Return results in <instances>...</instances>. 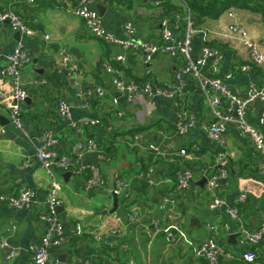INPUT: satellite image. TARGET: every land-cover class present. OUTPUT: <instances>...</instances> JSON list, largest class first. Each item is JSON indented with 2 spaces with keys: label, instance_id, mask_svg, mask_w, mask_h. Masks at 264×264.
<instances>
[{
  "label": "crops",
  "instance_id": "obj_1",
  "mask_svg": "<svg viewBox=\"0 0 264 264\" xmlns=\"http://www.w3.org/2000/svg\"><path fill=\"white\" fill-rule=\"evenodd\" d=\"M97 1L100 0L94 2ZM261 1L264 3V0ZM27 2V5L21 7V17L29 23H35V35H21V39L16 40V30L8 23L0 24V195L15 193L18 189L17 180L21 178L32 190L33 198L30 205L22 208L13 207L6 200L0 201V239L5 238L8 246L18 251L16 256L8 258V249L0 246V264H33L30 247L41 245L47 224L40 220L38 213L45 206L51 177L35 156L36 137L44 128H52L65 153L71 152L76 140L75 132L70 129L71 122L58 114L57 103L61 98L72 106L73 121L79 122L85 118L100 120L99 125L102 127L95 134L97 141L118 128L127 131L144 124L152 127L136 132L142 134L143 142L137 145V150L126 147L128 154L121 160L118 152L109 161H104L103 167V160L96 155H85L79 160V164L87 169L72 173L69 181L62 176L63 172L55 169V177L61 184L63 209L60 216L67 240L62 246L49 249L51 264H76L78 258H86L92 262L96 259L103 260L106 264H118L131 258L136 264H208L205 259L194 256L193 246L212 233L210 224L217 227V240L226 250L224 257L229 258L237 252L241 247L238 243L232 244L229 241L230 234L237 233V223L231 219L226 208L211 206L207 185L201 186L198 182L219 170L217 155L225 153L229 177L221 180L222 187L218 194L228 204H233L242 192H247L248 198L251 197L257 205L252 209L241 210V216L250 229H256L264 221V155L254 151L250 155L251 142L240 134L235 123L229 127L223 144L210 139L207 127L213 121V114L205 90L191 76L183 75L182 81L176 78L184 64L182 58L158 54L146 66L140 52L123 50L91 35L82 18L73 12V0ZM95 3L92 6L95 7ZM102 3L107 6L102 19L108 30L121 35L124 23L130 20L134 22L139 37L154 42L161 41L163 17L170 18L176 32L181 34L189 10L185 6L186 2L181 0H167L161 4H155L152 0H135L129 9L127 5L112 7L108 3ZM167 3L184 6L186 9L180 13L164 14ZM231 10L233 16L229 15ZM192 17L198 27L209 31L206 36L202 33L195 36L194 58L201 54L206 43L219 48L224 55L218 67H213L208 61L203 67L207 74L223 79L238 94L246 92L251 84L262 85L264 64L259 68L241 70V66L249 61L248 50L241 40L226 37L224 33L231 24L237 23L264 50V7L248 9L232 6L220 16L205 18L203 21H200L198 15ZM46 34L50 35L49 40H46ZM19 42L29 51L32 63L22 69L24 85L31 98L30 101L25 100L21 108V115L29 129L28 135L11 122L8 104L12 99L13 81L4 72V56ZM60 46H66L72 60L79 65L80 72L77 76L80 84L84 87L102 85L106 90L100 101L93 100L88 109H82L75 98L72 81L75 74L62 65L58 53ZM37 53L38 62L34 63ZM120 54L126 57L122 63L114 58ZM107 62L119 63L123 66L127 80L138 83L143 81L146 68L149 67L157 84L180 88L178 98L154 97L146 105L128 104L125 96L113 85L112 76L105 71ZM230 73L233 76L228 78ZM208 91L213 93L212 90ZM116 97L119 103L114 105L113 99ZM185 104V110L194 117L195 125L186 134L177 135V110ZM145 106L148 108L144 109ZM113 108L115 111L122 109L125 115L117 117L111 111ZM262 110L263 104L257 100L249 106L247 113L249 120L264 133V122L260 121ZM122 142L118 143L119 149ZM149 144L158 145L163 153L151 151ZM187 147H191L188 155H181L180 150ZM142 159L149 163L145 170ZM240 160L249 166L243 177L232 173L239 168L233 162ZM169 163L176 167V176L191 164L195 178L188 190H177L172 179L166 177V172L162 170ZM92 164L101 165L103 183L87 189L84 182L88 176V167ZM151 168L155 184H149V188L140 196L137 190ZM120 170L130 178L125 179ZM119 178L128 182L121 193L124 199L120 202L118 199L117 211L105 214L103 211L111 210L114 203L106 201L100 204L98 199L107 194L113 196L112 188ZM162 189L165 190L164 195H160ZM170 196L175 201L173 208L166 202V198ZM133 209L141 211V219L137 222H129L127 217V213ZM192 218H197L198 221L192 224ZM154 220L159 221L158 227L153 226ZM76 222L83 226L84 232L81 234L76 232ZM173 225L181 228L193 244L190 245L182 237L173 238L168 235L165 229ZM226 226L230 227L232 233L227 232ZM116 229L120 230L119 235L114 233ZM98 235H101V241L96 239Z\"/></svg>",
  "mask_w": 264,
  "mask_h": 264
},
{
  "label": "built area",
  "instance_id": "obj_2",
  "mask_svg": "<svg viewBox=\"0 0 264 264\" xmlns=\"http://www.w3.org/2000/svg\"><path fill=\"white\" fill-rule=\"evenodd\" d=\"M31 3L37 0H29ZM95 0H73V12L82 18L87 31L107 42L108 44L121 47L123 50H134L140 52L143 56V63L147 66L158 54L168 55L174 58H182L184 64L176 78L182 81L183 75L191 76L197 85L205 90L206 99L213 114V121L208 125V135L210 139L219 144H223L226 139V133L229 127L235 123L240 131V134L249 138L251 145L256 153L264 155V133L262 130L254 125L248 118V108L255 101L259 100L263 104L260 121L264 122V81L262 85L251 84L246 92L238 94L233 91L231 87L221 78L207 74L203 67L211 62L212 66L218 67L222 62L224 55L219 48L213 47L208 43L204 44L201 54L194 58V39L198 33L206 36L208 30L200 28L196 25L191 13L186 16V22L181 34L177 33L175 27L172 25L170 18L164 17L161 20V41L154 42L147 38L138 36L137 28L132 21L124 23L122 34L108 30L103 23L102 16L98 10L92 6ZM155 4H161L166 0H152ZM186 2V0H181ZM229 15L233 16V11H229ZM13 30H19L21 35L33 36L37 33L31 26H29L11 7H6L0 10V24L7 23ZM226 37L231 39H238L243 42L248 50L249 61L242 65L241 70L247 71L253 67H259L264 64V50L261 49L260 43L252 39L247 30L237 23H233L228 27ZM46 40L50 39V35H45ZM58 53L61 58L62 65L66 67L69 72L75 74L72 77L74 84V95L78 100L82 109H88L93 100L102 98L106 90L102 85H92L84 87L79 83L78 74L80 72L79 65L72 60L70 51L66 46H60ZM117 62H124L126 57L120 54L114 57ZM6 76L13 81L11 90L12 99L8 104L10 110L11 122L15 127L21 129L28 135L29 129L26 122L21 115L22 103L25 102L29 96L22 77V69L31 63V56L27 48L22 42H19L16 47L4 56ZM32 64V63H31ZM105 71L112 76V83L115 88L125 96L128 104H144L151 102L154 97L178 98L180 88H172L169 84L159 85L155 82L152 71L149 67L146 68V79L141 83L127 80L123 66L119 63L107 62L104 66ZM233 75H227L231 78ZM45 82V80H43ZM208 90H212V94ZM114 105L119 103L116 97L113 99ZM186 104L177 110L175 133L177 135H184L187 131L195 125V119L187 110ZM145 106L144 109H147ZM57 111L60 117L71 122V127L74 128L76 140L74 141L71 152L64 153L60 151V140L55 131L50 128H44L36 137L35 156L41 163V166L50 175L51 181L49 186L48 197L43 209L38 213L41 221L47 224L45 233L42 237L41 245H32L30 247L32 252L33 264H51L49 249L51 247H60L66 240L65 227L61 219L59 206L61 205V184L55 177V169L60 172L71 171L72 173L85 171L87 168L79 164V160L85 155L94 154L103 161H109L106 157L97 140L90 136H83L85 134L84 128L90 125H96L100 122L97 118H85L79 122L72 119V106L66 99L61 98L57 104ZM119 117H123L125 112L119 109L117 112ZM134 142L141 144L143 136L137 133L134 136ZM199 149V147H196ZM149 149L157 154L163 153L160 147L156 144H149ZM180 154L188 155V150L182 148ZM1 155V152H0ZM216 164L219 170L216 173L207 175V189L211 197V206L220 208L224 207L227 213L237 223V243L241 248H248L264 239V221L256 229H250L244 222L241 216L239 205L244 203L248 198L247 192H242L237 201L233 204H228L226 200L220 197L219 190L222 187L221 180L229 177L227 169L228 160L227 155L220 152L217 155ZM221 166V167H219ZM264 172V165L262 166ZM153 169L149 170V175L146 177L150 185L155 184V178L152 175ZM194 171L191 168H185L178 172L174 181L177 190L186 191L190 188L194 181ZM18 189L11 195H0V201L6 200L15 208H22L32 203L33 192L23 182L21 178L17 180ZM103 183V171L100 164H92L88 167V176L85 179V188L92 189L98 187ZM128 182L125 179H117L112 193L121 194L124 192ZM166 202L171 204L173 208L175 201L172 196L166 198ZM129 222H137L141 219L140 209H133L127 213ZM153 226L158 227L159 221H152ZM212 233L206 238L202 239L199 244L193 246V253L196 258L205 259L208 264H218L220 257L226 254V250L219 244L217 240L218 230L213 224L209 225ZM75 229L78 234L84 232L83 226L80 222H76ZM229 233L231 229L226 226ZM166 233L173 238L182 237L190 245L193 243L186 238V233L179 227L173 225L165 229ZM173 231V232H172ZM115 234H120V230H114ZM98 241L102 240L101 235L96 237ZM0 246L8 249V258H12L18 254L14 248H10L5 238L0 239ZM244 259L246 262L255 261V253L251 250L244 252ZM76 264H93V262L86 258H78ZM118 264H136L131 258Z\"/></svg>",
  "mask_w": 264,
  "mask_h": 264
},
{
  "label": "trees",
  "instance_id": "obj_3",
  "mask_svg": "<svg viewBox=\"0 0 264 264\" xmlns=\"http://www.w3.org/2000/svg\"><path fill=\"white\" fill-rule=\"evenodd\" d=\"M38 1H50V0H37L36 2H38ZM100 1H102L104 3H108L109 6H112V7H116L119 5H127V8L129 9V8H131V5L134 3L135 0H100ZM27 4H28L27 0H0V10L4 9L6 7H11L16 12H18L21 16V7L23 5H27ZM263 4L264 3L261 0H186L185 6L189 9V10L187 9L188 13H191L192 15H198L200 17V21H203L205 18H215V17L220 16L226 9H228L229 7H232V6L250 9V8H254V7L257 8L260 6L264 7ZM185 9L186 8L184 6H176V5H172V4L167 3V6L165 7L164 14L180 13V12L185 11ZM25 22L29 26H31L34 30H36V28H35L36 25L33 21L31 23H29L28 21H25ZM145 79H146V76L143 79V81ZM99 101L97 100V102H99ZM111 111H112V113H115V115L117 116L116 113L118 112V110L115 111L113 108V110H111ZM99 124L100 123H98L96 125L86 126L84 128L86 136H90V137L95 138L96 132L100 131L101 127H102ZM149 127H152V125L144 124V125L138 126L137 128H133V129H130L127 131H124L121 128H118V129H115V130L107 133L97 142H98L99 146L101 147L105 156L111 159L118 154V152H119L118 143L121 141H125V143L127 144V147L132 148V150H137L138 144H136L134 142V136L137 134L136 132L142 131V130L149 128ZM70 129L73 133L76 131L72 127H70ZM128 136H130V137L127 138ZM251 149H252V151H251L250 155L252 156V154L255 151H254L253 147H251ZM187 150L190 151L191 147H187ZM60 151L64 152L61 149V147H60ZM149 158L151 159V156ZM142 163H143V169L145 170L148 167L149 163L145 162L144 159H142ZM150 163H152V162H150ZM233 164L237 165L239 168L236 172H235V170H233L232 173H234L238 177H243L246 175L245 170L248 169V167H249L248 164H246L242 160L234 161ZM188 165L189 166H187V167H189L193 170V168L191 167V164H188ZM162 171H165L166 177L172 179V181L174 183V181L177 177L176 176V172H177L176 167H174L172 163H169L168 167L167 168L164 167V169ZM171 187H172V185H171ZM175 187H176V185H175ZM148 188H149V183L147 182L146 179H143L140 187L137 190V194L142 196L143 193H145V191ZM171 190H166V191L171 192ZM164 191L165 190L162 189L160 192L161 193L160 195H164ZM122 196H124V195L118 194L119 202L122 199H124ZM180 204H185V203H180ZM256 205L257 204H255L253 199L250 197L244 203L240 204L239 207H240V210L245 211L248 209L255 208ZM247 250H251L255 253L256 257H255L254 262H246L245 261L243 255H244V252ZM93 264H106V263L103 260L96 259V260H93ZM218 264H264V239L261 240L260 242L256 243V244L246 248V249L240 248L237 252L232 254V256H230L229 258H225L224 255H222L220 257Z\"/></svg>",
  "mask_w": 264,
  "mask_h": 264
},
{
  "label": "water",
  "instance_id": "obj_4",
  "mask_svg": "<svg viewBox=\"0 0 264 264\" xmlns=\"http://www.w3.org/2000/svg\"><path fill=\"white\" fill-rule=\"evenodd\" d=\"M95 8L98 10V12H99V14H100L101 16H104L105 13H106V11H107V6L104 5V4H103L102 2H100V1H97V2L95 3ZM7 23H8V22H7ZM14 38H15L16 40H20V39H21V32H20L19 30H16ZM35 50L37 51V49H35ZM38 57H39L38 53L35 54L34 63H37V62H38ZM35 70H36L37 72H39V69H38V68H36ZM30 100H31L30 97H27V98H26V101H30ZM0 120H2V116H0ZM7 122H8V121H7ZM123 161H124V159H123ZM219 167H221V166H219ZM117 170H119V169H117ZM62 176L65 178L66 181H69V179H70L71 176H72V172H71V171L63 172V173H62ZM207 180H208V179H207V176H205V177H203V179H202L200 182H198V183H199L201 186H205L206 183H207ZM113 198H114V201H113L114 206H113V208H112L111 210H104L103 213L106 214V213H108V212L112 213V212L117 211V209H118V204H119V203H118V195H117L116 193H113ZM58 209H59V212H61L62 209H63V207L60 205ZM195 221H198V219H197V218H192V220H191L192 224H194ZM237 237H238V233L230 234V236H229V241H230L232 244H236V243H237Z\"/></svg>",
  "mask_w": 264,
  "mask_h": 264
},
{
  "label": "rangeland",
  "instance_id": "obj_5",
  "mask_svg": "<svg viewBox=\"0 0 264 264\" xmlns=\"http://www.w3.org/2000/svg\"><path fill=\"white\" fill-rule=\"evenodd\" d=\"M64 13H65V10H64ZM126 147H127V144L125 143V141H123L122 144H120V149H119V154H118V158H119L120 160H121L122 157H124L126 154H128V153L126 152ZM116 160H117V159H115V161H116ZM102 166H103V167L105 166L104 161L102 162ZM120 173H121L123 176H125V177H124L125 179H129V178H130V176L125 175V172H124V171L120 170ZM106 201H108L110 204H112V203H113V196L110 195V194H107L105 197H101V198L98 199V202H99L100 204H101V203H104V202H106Z\"/></svg>",
  "mask_w": 264,
  "mask_h": 264
}]
</instances>
